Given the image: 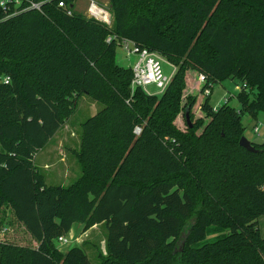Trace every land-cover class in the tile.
<instances>
[{
    "label": "trees",
    "instance_id": "1",
    "mask_svg": "<svg viewBox=\"0 0 264 264\" xmlns=\"http://www.w3.org/2000/svg\"><path fill=\"white\" fill-rule=\"evenodd\" d=\"M32 1L42 2L40 11L0 22V212L7 207L34 246L0 242V264H92L81 248H55L74 223L82 233L104 226L100 264H264L256 222L264 216V144L253 145L256 153L238 146L241 115L264 112V0H168L180 27L175 38L140 9L150 0H108L109 26L73 12V0ZM198 26L204 45L191 44ZM121 40L177 67L160 96L130 90L131 69L115 61ZM188 71L204 76L201 91L227 80L248 90L235 96L239 109H213L203 98V118L182 135L174 121L196 103L184 93ZM79 96L102 105L81 124L80 176L66 187L45 186L33 157ZM226 184L231 201L225 197L213 214L201 208L182 245L194 210L189 192L214 202L208 186ZM211 226L228 232L197 246Z\"/></svg>",
    "mask_w": 264,
    "mask_h": 264
},
{
    "label": "rangeland",
    "instance_id": "2",
    "mask_svg": "<svg viewBox=\"0 0 264 264\" xmlns=\"http://www.w3.org/2000/svg\"><path fill=\"white\" fill-rule=\"evenodd\" d=\"M90 1H93L95 5L105 10L109 15V25L112 23V16L109 14L110 4L108 0H73V12L80 14L86 18L90 16L86 13L87 5ZM168 0H150L144 4H141L140 9L146 13L155 15L153 18L154 25L161 31L165 37L175 38L178 36L180 28L175 18V15L170 12ZM177 3H183L185 0H173ZM196 2H203L204 0H194ZM233 3L234 0H229ZM213 11V10H212ZM220 20H228L224 14V11L219 13ZM203 23H207L208 17L203 18ZM203 24V25H204ZM198 43L204 45L202 27L198 26L194 38L191 40V44ZM205 47V46H204ZM161 61V69L165 75H170L171 78L175 74L177 67L167 63L164 59L154 53ZM115 61L116 64L123 68H132L136 61L134 56L126 57L122 45L117 42L115 47ZM192 71L186 72L185 75V90L186 95H192L196 97V103L189 112L188 119L191 127L195 125L200 117L203 118V114L199 111L198 105L203 98L208 99V104L217 109L223 104H228L235 109H239V105L236 102L235 96L240 90L247 91L248 89L244 84H239L236 81L227 80L220 84L212 85L207 88L210 92L205 96L201 91V85L198 81V76ZM171 81V80H170ZM243 87V89H241ZM205 89V88H204ZM203 89V90H204ZM147 91L153 93L152 95L160 96L162 93H157L153 87H148ZM202 93V94H201ZM73 107L70 110V115L65 119L52 137V139L37 152L33 157L32 163L37 173L42 175L45 186H61L66 187L71 184L80 176V168L77 163V155L80 148V135L81 124L89 117L96 114L102 109V105L92 101L86 96H79L71 99ZM186 111V110H185ZM185 111H182L177 115L174 125L177 131L185 135L187 127L185 122ZM207 122L204 119V123ZM241 124L243 126L242 136L251 143L264 144V112H258L255 119L250 118L248 115H241ZM254 128L257 132L254 133ZM256 146V145H255ZM195 188V187H194ZM227 188V189H226ZM208 193L215 197L214 202H203V194L196 189L189 192L194 197V210L190 218L183 224L181 229L182 245L183 241L190 235L193 230L195 215L201 208H207L210 214L214 213L215 207H221L219 203L225 197H227V204L230 195L232 194V186L226 184L225 186H208ZM181 192V191H180ZM235 203V200L232 201ZM230 202V203H232ZM258 232L260 238L264 239V216L259 217L257 220ZM228 230L222 227L211 226L200 240L198 245L212 244L220 239L224 238ZM68 240L67 245L56 244L55 248L60 253H65L72 247H78L83 250L87 258L92 264H100L104 252V238L105 229L103 225L93 226L85 233H82V224L74 223L70 231L65 235ZM0 242H10L21 246L33 247V241L24 232L23 228L13 221L12 215L7 207H3L0 212Z\"/></svg>",
    "mask_w": 264,
    "mask_h": 264
},
{
    "label": "built area",
    "instance_id": "3",
    "mask_svg": "<svg viewBox=\"0 0 264 264\" xmlns=\"http://www.w3.org/2000/svg\"><path fill=\"white\" fill-rule=\"evenodd\" d=\"M41 4L42 2H34L32 0H0V22L27 10L40 11ZM64 6L63 3H58V7L64 8ZM86 13L92 19L104 23L105 25L109 24L108 13L95 5L93 1L88 3ZM67 15H70V12H67ZM110 40L111 38H107L105 42L109 43ZM119 43L122 45L126 57L134 56L136 58L131 68L132 78L130 81V90L140 88L146 95H152L153 93H149L147 88L153 87L157 93L164 92L170 83L171 76L165 75L162 72L160 59L154 53L138 47L133 42L121 40ZM3 81L7 83L8 78H4ZM198 81L201 83L205 81L202 74L198 76ZM207 88L208 87L203 90L205 96L210 93ZM241 89H243V87H241ZM256 132L257 129L254 128V133ZM133 133L137 136L140 133V128L135 127ZM56 244L67 245L68 240L65 236H60L55 239V245Z\"/></svg>",
    "mask_w": 264,
    "mask_h": 264
},
{
    "label": "water",
    "instance_id": "4",
    "mask_svg": "<svg viewBox=\"0 0 264 264\" xmlns=\"http://www.w3.org/2000/svg\"><path fill=\"white\" fill-rule=\"evenodd\" d=\"M185 122L188 128H191V124L189 123V119H188V109H186L185 111ZM238 146L241 147L242 149H244L245 151L249 152V153H256L258 150L254 149V147L251 145V143L249 141H247L243 136L240 137L239 141H238Z\"/></svg>",
    "mask_w": 264,
    "mask_h": 264
}]
</instances>
